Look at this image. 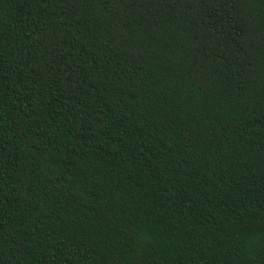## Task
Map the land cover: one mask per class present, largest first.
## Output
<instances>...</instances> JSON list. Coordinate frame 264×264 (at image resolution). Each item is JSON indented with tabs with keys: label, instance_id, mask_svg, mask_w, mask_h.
<instances>
[{
	"label": "trees",
	"instance_id": "trees-1",
	"mask_svg": "<svg viewBox=\"0 0 264 264\" xmlns=\"http://www.w3.org/2000/svg\"><path fill=\"white\" fill-rule=\"evenodd\" d=\"M0 264H264V0H0Z\"/></svg>",
	"mask_w": 264,
	"mask_h": 264
}]
</instances>
